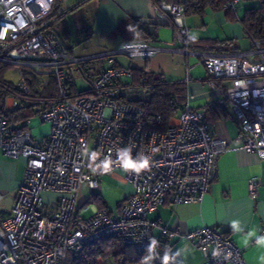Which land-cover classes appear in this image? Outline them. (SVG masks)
Returning <instances> with one entry per match:
<instances>
[{"label": "built area", "instance_id": "obj_1", "mask_svg": "<svg viewBox=\"0 0 264 264\" xmlns=\"http://www.w3.org/2000/svg\"><path fill=\"white\" fill-rule=\"evenodd\" d=\"M55 1L0 0V62L50 75L58 90L40 114L50 125L41 139L30 127L11 129L0 117V151L12 160L26 159L11 211H0V264H66L69 250L110 234L143 253L174 236L163 228L161 238H155L149 214L168 201L201 202L222 153L237 148L264 161V40L250 38L247 50L194 52L199 60L184 75L187 84L192 71L204 67L210 86L220 93L218 103L228 105L239 124L235 139L219 135L206 120V108L193 107L188 99L168 126L158 129L151 126L144 106L153 97L154 83L146 78L135 82L132 70L117 65L116 56L150 59L159 49L135 38L122 40L112 51L76 56L57 34L63 10L53 14ZM239 3L229 0L223 9L236 11ZM152 12L159 22L172 21L175 39L186 53H193L195 38L183 21V5L161 3ZM93 60L95 69L85 71L83 65ZM80 76L89 82L86 89L77 86ZM71 82L81 91L76 97H70ZM17 87L31 92L24 72ZM12 98L6 101L7 110L19 106ZM125 147L134 158L149 156L150 166L138 172L122 169L118 152ZM116 172L132 186L118 213L87 200L79 203L83 186L102 193L103 178ZM260 184L261 178L249 181L252 198ZM45 192L58 196L46 201ZM88 210L91 214L84 216ZM186 237L201 250L206 264H247L243 250L218 226H203Z\"/></svg>", "mask_w": 264, "mask_h": 264}, {"label": "crops", "instance_id": "obj_2", "mask_svg": "<svg viewBox=\"0 0 264 264\" xmlns=\"http://www.w3.org/2000/svg\"><path fill=\"white\" fill-rule=\"evenodd\" d=\"M153 5L152 0H62L58 9L63 10V14L55 28L72 54L82 57L104 53L116 49L125 40L116 30L128 18L143 21L154 19ZM183 21L197 40L195 48H190L193 53H186L184 46L175 39L176 26L172 21L160 22L156 37L148 41L159 52L150 59L129 60L124 55H117V65L131 69L135 82L143 79L139 71L147 70L169 81L183 83L186 88L185 101L188 99L198 109L206 108V120L215 124L218 134L235 139L240 131L239 124L230 107L218 103L220 93L210 86L204 69L193 70L187 84L183 79L188 65L193 64V60L198 61V55L194 52L218 53L243 49L238 40L248 37L246 31L238 19H230L224 10H208L203 17H184ZM208 41H228V44L211 46ZM123 58L128 59L129 63H125ZM7 99L10 102L13 98ZM32 121L33 118L27 124L37 129L35 137L41 139L46 136L50 125L41 120V123L47 124L45 127L38 122L32 126ZM236 144L234 141L231 146L235 147ZM25 167V158L12 160L0 151V190L2 196L9 193L14 196L13 204L24 178ZM253 178H261L255 198L250 196L249 191V181ZM103 184V191L107 187L114 188L113 193L119 199L118 213L131 194L132 186L119 172L104 177ZM103 191L100 194L107 202V209L114 213ZM91 195L92 192L87 196V201ZM149 218L155 223V238H161L163 228L174 233L169 239L170 249L165 264H206L201 250L186 237L203 226L220 227L243 250L247 264H264V161L256 153L230 149L219 156L216 176L201 202L168 201L151 212ZM96 261L105 264L102 258Z\"/></svg>", "mask_w": 264, "mask_h": 264}, {"label": "trees", "instance_id": "obj_3", "mask_svg": "<svg viewBox=\"0 0 264 264\" xmlns=\"http://www.w3.org/2000/svg\"><path fill=\"white\" fill-rule=\"evenodd\" d=\"M62 0H56L53 14L60 7ZM229 0H152L159 6L161 3L183 5L184 17H203L208 10H224ZM250 3L242 15L238 11L225 10L230 19H238L242 24L249 38L264 40V0H240ZM161 23L155 19L143 21L140 18L130 17L124 21L116 30V33L126 39L140 38L146 41L156 37V30ZM133 25L135 31H127L126 26ZM209 42V41H208ZM228 41H210L211 46L228 44ZM197 40L192 42L195 48ZM236 51L242 49H235ZM228 52V51H225ZM10 64L0 62V117L6 119L11 129L17 127H28L27 121L40 116L48 107L51 100L57 97V86L55 79L43 83L39 76L33 71L24 69V76L31 92L26 94L20 91L17 84L5 77ZM88 64L83 65L86 71ZM137 70L136 72H138ZM142 78L154 83V94L150 101L144 106L149 112L151 126L158 129H165L170 119L175 116L185 102L186 88L183 83L173 82L165 79L160 74L139 71ZM81 91L75 83H70V97H76ZM15 97L19 106L13 110H7L6 99ZM89 203H96L100 209H107V202L100 193H92ZM169 241H163L158 246L138 253L131 246L125 244L122 238L115 234L103 236L95 241L83 245L80 249H71L67 253L66 264H98L96 259L102 258L105 264H165L169 255Z\"/></svg>", "mask_w": 264, "mask_h": 264}, {"label": "rangeland", "instance_id": "obj_4", "mask_svg": "<svg viewBox=\"0 0 264 264\" xmlns=\"http://www.w3.org/2000/svg\"><path fill=\"white\" fill-rule=\"evenodd\" d=\"M250 3L247 2H243L241 1L238 5V11H239V15H242L244 13V10L249 6ZM239 44L240 46L243 48L242 50H247L248 48H250L251 46V40L249 37H242L239 38ZM125 59V58H123ZM197 60H199L198 58H196ZM127 60V61H126ZM131 60V59H129ZM128 59H125L124 62L129 63ZM196 60H193V64L196 63ZM96 66V61H92L90 63H88V70L92 71L94 69V67ZM198 68H203V66H199L197 68H195L194 70L198 69ZM24 69H28V67L25 66H19V65H11L9 66L8 70L6 71L5 77L10 80L11 82L18 84L21 80H22V72ZM30 69V68H29ZM205 71V69H204ZM206 71H205V76H206ZM39 78L41 79V81L43 83H46L49 79H50V75H38ZM27 82V80H26ZM77 86L79 87V89H86L89 86V82L83 78L82 76H80L77 81ZM28 85V83H27ZM29 86V85H28ZM57 86V85H56ZM58 93V90H57ZM40 116L34 117L33 121H32V126H36L37 122L39 123V125H43V127H45L47 124L49 125V123L45 124V123H41L40 122ZM34 136H35V131L37 129H33L31 128ZM49 133V132H48ZM47 133V134H48ZM43 136V135H42ZM42 138V137H40ZM16 160V159H15ZM103 189H104V184H103ZM114 188H109L107 187L104 191L103 194L105 195L106 200L108 201L109 204V208H111L114 211V214L117 213L118 210V196L114 195L115 193H113ZM91 190L89 188H87L86 186H83L81 188V194H80V198H79V203L83 204L85 202V200L87 199V196L90 195ZM57 194H51V193H43V197L46 201H52L54 199L57 198ZM13 201H14V196L9 193V194H5L4 196H2V198L0 199V211H5V212H10L12 205H13ZM90 205H93V203H91ZM91 214V210H88L86 212H84V216H89Z\"/></svg>", "mask_w": 264, "mask_h": 264}, {"label": "clouds", "instance_id": "obj_5", "mask_svg": "<svg viewBox=\"0 0 264 264\" xmlns=\"http://www.w3.org/2000/svg\"><path fill=\"white\" fill-rule=\"evenodd\" d=\"M126 30L132 32L135 31V27L133 25H127ZM121 48L128 50V46L125 44H122ZM118 158L122 169L137 172L147 169L151 163L150 157L144 154H137L135 158L132 157L130 147L120 149L118 152ZM153 243H156V241L153 240Z\"/></svg>", "mask_w": 264, "mask_h": 264}]
</instances>
